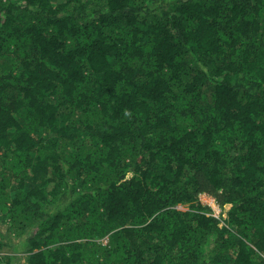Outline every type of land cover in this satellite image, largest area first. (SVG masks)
Here are the masks:
<instances>
[{"label":"trees","instance_id":"obj_1","mask_svg":"<svg viewBox=\"0 0 264 264\" xmlns=\"http://www.w3.org/2000/svg\"><path fill=\"white\" fill-rule=\"evenodd\" d=\"M0 222V264H264V0H0Z\"/></svg>","mask_w":264,"mask_h":264},{"label":"rangeland","instance_id":"obj_2","mask_svg":"<svg viewBox=\"0 0 264 264\" xmlns=\"http://www.w3.org/2000/svg\"><path fill=\"white\" fill-rule=\"evenodd\" d=\"M2 64H3V66L7 65V63H2ZM200 200L204 205L211 207V209H212L211 213L212 214L218 213L217 211L221 210V205L219 204L216 196L212 193H209V192L201 193L200 194ZM177 207L179 209H183V210L188 208L186 205H181V204L178 205ZM222 214L224 217H226L227 216V209L223 210ZM7 231H8L7 230V224L0 222V236H3L5 233H7ZM13 240H15V241L19 240L17 235L13 234ZM104 242H106V240ZM19 264H27L26 258L22 257V259L19 261Z\"/></svg>","mask_w":264,"mask_h":264},{"label":"built area","instance_id":"obj_3","mask_svg":"<svg viewBox=\"0 0 264 264\" xmlns=\"http://www.w3.org/2000/svg\"><path fill=\"white\" fill-rule=\"evenodd\" d=\"M221 210H222V209H221ZM221 210L217 211L218 213H215V214H213V215L216 216V217H218V218H220ZM224 213H225V212H224Z\"/></svg>","mask_w":264,"mask_h":264}]
</instances>
